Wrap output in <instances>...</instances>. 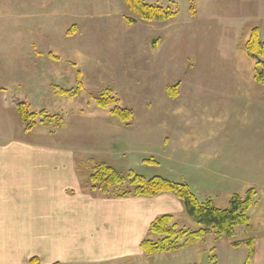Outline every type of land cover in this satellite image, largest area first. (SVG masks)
I'll return each mask as SVG.
<instances>
[{
    "label": "rangeland",
    "instance_id": "obj_1",
    "mask_svg": "<svg viewBox=\"0 0 264 264\" xmlns=\"http://www.w3.org/2000/svg\"><path fill=\"white\" fill-rule=\"evenodd\" d=\"M144 1L172 15L142 20L124 0H0V130L67 152L85 172L86 187L97 166L123 176L122 194L134 191L136 176L169 179L161 168L171 167L174 138L187 144L190 129L220 126L230 103L221 95L235 88L232 82L242 83L236 94L249 87L264 94L253 77L256 60L244 51L254 29L264 42V0ZM77 82L82 90L75 94ZM21 99L61 125L37 123L25 132L14 107ZM114 104L131 111L127 123L110 113ZM227 203L213 200L220 208ZM165 214L178 229L199 228L185 211ZM249 227L124 264H253L247 246L233 244L252 240L254 255L251 235L260 232ZM259 251L256 264H264V248Z\"/></svg>",
    "mask_w": 264,
    "mask_h": 264
},
{
    "label": "crops",
    "instance_id": "obj_2",
    "mask_svg": "<svg viewBox=\"0 0 264 264\" xmlns=\"http://www.w3.org/2000/svg\"><path fill=\"white\" fill-rule=\"evenodd\" d=\"M232 84L221 95L230 103L222 107L220 126L190 129L187 144L185 137L174 138L171 167L161 168V175L186 183L212 205L217 198L229 204L233 195L252 190L247 214L248 230L260 232L251 235L256 264L264 248V94L249 87L239 95L242 83ZM84 178L67 152L0 130V264L141 263L148 255L140 243L158 237L149 232L151 222L184 212L171 194L119 197L116 189L105 194L86 187Z\"/></svg>",
    "mask_w": 264,
    "mask_h": 264
},
{
    "label": "trees",
    "instance_id": "obj_3",
    "mask_svg": "<svg viewBox=\"0 0 264 264\" xmlns=\"http://www.w3.org/2000/svg\"><path fill=\"white\" fill-rule=\"evenodd\" d=\"M127 9L137 18L142 20H165L172 15L169 11L161 6L146 3L144 0H124ZM245 53L256 60L254 70V80L264 85V42L259 40L256 29L252 30L249 41L244 47ZM80 74L78 73V79ZM82 83L77 82L78 94L82 90ZM115 102L116 100H110ZM100 107L106 108L108 101L96 100ZM113 105L110 113L118 117L121 121L127 123L131 118V111ZM14 107L18 113L19 119L24 126V131L28 132L36 126L37 123L44 127L61 125L60 119L47 115L44 110L32 111L25 100H17ZM99 168V169H98ZM91 188L98 189L102 192L110 193L118 189L124 181L123 176L109 166L95 167L89 175ZM136 188L131 193L116 192V196L134 195L139 197H154L163 193H170L175 196L184 208L188 217L200 227L197 230L178 229L173 223L172 215L161 214L156 217L149 226V232L159 236L156 240L146 239L140 243L142 251L149 255L154 253H164L182 249L191 241L202 239L205 235L213 234L216 238H232L235 235L236 226H250L248 209L253 202L254 192L248 190L241 197L233 195L226 208H219L212 205L211 202H201L184 182H175L163 177L144 178L136 176L134 178ZM183 238L184 241L182 240ZM180 241H183L180 243ZM234 245L245 244L248 249L247 260L250 261L253 256L252 240H242L233 242ZM33 263V260H32Z\"/></svg>",
    "mask_w": 264,
    "mask_h": 264
}]
</instances>
